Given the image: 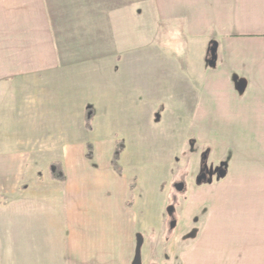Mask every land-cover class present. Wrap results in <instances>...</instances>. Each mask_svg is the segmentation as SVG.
Here are the masks:
<instances>
[{"label":"crops","instance_id":"1","mask_svg":"<svg viewBox=\"0 0 264 264\" xmlns=\"http://www.w3.org/2000/svg\"><path fill=\"white\" fill-rule=\"evenodd\" d=\"M173 66L193 86L169 114L189 116L196 142L226 162L186 186L175 228L139 211L136 195L104 201L113 185H86L75 124L44 135L34 122L35 145L54 151L50 182L9 191L20 203L0 209V264H264V0H0V140L11 141L15 83L22 108L51 85L114 98L105 111L117 113L145 79L140 67L168 87ZM51 194L55 213L41 201Z\"/></svg>","mask_w":264,"mask_h":264},{"label":"rangeland","instance_id":"2","mask_svg":"<svg viewBox=\"0 0 264 264\" xmlns=\"http://www.w3.org/2000/svg\"><path fill=\"white\" fill-rule=\"evenodd\" d=\"M139 71L145 79L139 81V90L133 93V98H121L117 113L105 111V104L113 103L114 98H99L97 94L89 95L82 91H76L74 96L69 94L66 97L65 93L61 96L51 85L37 93L36 108L34 104L22 108L15 83L12 86L14 94L8 99L10 107L7 108L9 112L5 120L7 122L9 119L11 125L7 130L11 141L3 144L0 140V209L13 201L20 203L18 195L9 192L16 188L18 182L20 186L50 182L49 162L53 159L54 151L47 152L40 145H35V137L31 136L34 134L31 126L34 122L49 126L40 130L44 135L68 132L69 128L74 129L75 124L74 131L82 134V139L87 141L85 160L89 175L86 185H113L116 190L104 201L107 198L117 201L126 193L127 199L131 200L136 195L138 210L146 212L147 208L149 218L156 223L160 220L162 223L167 217L170 219V205H174L175 211L177 209L183 192L175 189V183L183 181L187 186L193 181L197 184V177L205 172L207 180L198 183L203 184L210 181V176L219 169L225 168L226 162L213 160L210 148L196 142L193 126L188 129L189 116L176 121L175 115L169 114L168 106L179 102L177 92L192 87L193 81H185L177 66L170 68L168 87L165 82L152 76L151 69L140 67ZM154 74L157 76L156 72ZM134 104L137 108L131 109ZM18 118L21 122L24 120L28 128L26 138H22L25 131L18 128ZM87 119H90L89 123ZM0 120L3 123L4 118L0 117ZM68 120L69 125L66 124ZM2 133L0 130V135ZM41 138L48 139L44 136ZM118 150L121 152L116 158ZM111 172H114V176ZM41 201L48 207L45 212L55 213L54 205L59 203L56 194L43 196ZM175 218L178 219L176 212ZM160 253L156 245V260L161 259Z\"/></svg>","mask_w":264,"mask_h":264},{"label":"water","instance_id":"3","mask_svg":"<svg viewBox=\"0 0 264 264\" xmlns=\"http://www.w3.org/2000/svg\"><path fill=\"white\" fill-rule=\"evenodd\" d=\"M207 178H208L207 174L205 172H203L197 177V183H201L203 181H206ZM174 187L177 191H182L185 187V183L182 181L177 182V183H175ZM174 209H175L174 205H170L168 207V213L172 214L174 212ZM175 225H176V220L174 219L173 221H171L170 226H171V228H174Z\"/></svg>","mask_w":264,"mask_h":264},{"label":"trees","instance_id":"4","mask_svg":"<svg viewBox=\"0 0 264 264\" xmlns=\"http://www.w3.org/2000/svg\"><path fill=\"white\" fill-rule=\"evenodd\" d=\"M89 121H90V119H87V122H88V123H89ZM119 149H120V148H119ZM120 152H121V150H118V151L115 153L116 158L118 157V155L120 154ZM60 167H61V165H60L59 162L54 163V168H56V169H54L53 172H57V171L61 170ZM60 172H62V171H60Z\"/></svg>","mask_w":264,"mask_h":264},{"label":"flooded vegetation","instance_id":"5","mask_svg":"<svg viewBox=\"0 0 264 264\" xmlns=\"http://www.w3.org/2000/svg\"><path fill=\"white\" fill-rule=\"evenodd\" d=\"M205 159H206V155L204 156V160L203 161H205ZM221 169H219V171H220ZM202 173V172H201ZM183 182V181H182ZM202 183V182H201ZM186 189V184H185V187H184V189L182 190V191H178V192H183L184 190ZM175 209H174V212L172 213V214H170L169 213V216H170V222L171 221H173L174 219L176 220V218H175ZM177 221V220H176Z\"/></svg>","mask_w":264,"mask_h":264}]
</instances>
